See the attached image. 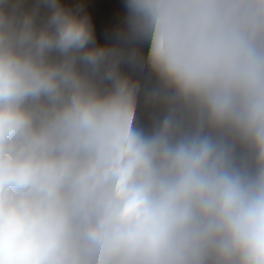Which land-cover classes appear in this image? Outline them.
<instances>
[{"label":"clouds","instance_id":"obj_1","mask_svg":"<svg viewBox=\"0 0 264 264\" xmlns=\"http://www.w3.org/2000/svg\"><path fill=\"white\" fill-rule=\"evenodd\" d=\"M0 264H264V0H0Z\"/></svg>","mask_w":264,"mask_h":264},{"label":"rangeland","instance_id":"obj_2","mask_svg":"<svg viewBox=\"0 0 264 264\" xmlns=\"http://www.w3.org/2000/svg\"><path fill=\"white\" fill-rule=\"evenodd\" d=\"M114 3L118 6L119 5V0H114Z\"/></svg>","mask_w":264,"mask_h":264}]
</instances>
